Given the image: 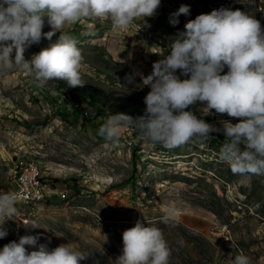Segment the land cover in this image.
<instances>
[{"label": "rangeland", "instance_id": "rangeland-1", "mask_svg": "<svg viewBox=\"0 0 264 264\" xmlns=\"http://www.w3.org/2000/svg\"><path fill=\"white\" fill-rule=\"evenodd\" d=\"M182 3L204 12L239 8L264 27V0H161L153 16L136 18L126 29L93 16L62 26L82 50L83 85L56 79L39 85L18 66L0 70V191L14 190L15 162L39 164L48 197L30 219L39 225H24L25 234H39L38 243L79 246L91 253L81 264H118L122 231L139 219L162 229L168 264H231L239 252L250 264H264V175L230 171L218 158L223 132L172 148L148 144L132 127H123L115 143L97 133L111 112L144 114L150 88L140 75L130 83L125 74L151 71L169 38L183 30L180 15L169 23ZM50 27L45 17L42 32ZM49 42L42 35L24 50L25 58ZM203 103L188 107L200 115ZM203 118L218 127L239 119L215 110ZM167 206L178 217L162 223ZM9 240L7 232L0 244Z\"/></svg>", "mask_w": 264, "mask_h": 264}, {"label": "clouds", "instance_id": "clouds-1", "mask_svg": "<svg viewBox=\"0 0 264 264\" xmlns=\"http://www.w3.org/2000/svg\"><path fill=\"white\" fill-rule=\"evenodd\" d=\"M161 0H0V70L18 66L39 85L49 80L66 81L67 86L83 85L80 71L82 50L65 24L82 17H107L126 29L136 18L153 16ZM190 5L180 4L169 13V23L187 16ZM51 26L42 32L45 22ZM59 30L58 37L50 38ZM49 38L46 47L25 58L24 50ZM151 71L126 73L135 83L150 90L144 96V114L136 118L111 112L97 129L98 135L113 143L123 127L138 131L148 144L172 148L190 139L207 142L213 132H223L218 158L233 174L264 175V27L254 15L239 8L220 6L186 20L183 30L170 37ZM225 67L227 68L224 71ZM179 70V73L177 72ZM204 102L197 115L188 107ZM215 110L239 119L221 120L220 127L203 116ZM17 196L0 191V238L7 235V219L20 215ZM174 206L163 209L162 223L176 220ZM25 224V223H24ZM26 225L38 226L34 221ZM39 234H24L0 246V264H81L91 254L70 242L49 247L38 243ZM26 245L29 246L26 248ZM34 246V247H32ZM170 248L162 229L138 219L122 231V251L118 264H168ZM231 264H250L239 252ZM99 264V262H95Z\"/></svg>", "mask_w": 264, "mask_h": 264}, {"label": "built area", "instance_id": "built-area-1", "mask_svg": "<svg viewBox=\"0 0 264 264\" xmlns=\"http://www.w3.org/2000/svg\"><path fill=\"white\" fill-rule=\"evenodd\" d=\"M39 164H21L15 162L14 172H16V181H14L15 188L12 191L18 199V209L20 216H22V223H12L10 219L5 221V227L10 234V240L18 239L20 235H24V223L28 222L35 214V207L41 202H45L46 198H39L38 195H30L26 191V181H33L34 186L37 187L38 183H45L44 177L40 180H33V171ZM46 185V183H45ZM5 244V243H4ZM3 246V244H0Z\"/></svg>", "mask_w": 264, "mask_h": 264}, {"label": "bare ground", "instance_id": "bare-ground-1", "mask_svg": "<svg viewBox=\"0 0 264 264\" xmlns=\"http://www.w3.org/2000/svg\"><path fill=\"white\" fill-rule=\"evenodd\" d=\"M20 163L21 164H30V163L38 164L35 160H29V161L20 162ZM13 175L16 178V172H14V168H13ZM41 177H42L41 176V169H40V166L37 165L35 170L33 171V180H40ZM45 187H46V185L44 183H38V185L36 187V186H34L33 181H26L27 193L30 195H38L39 198H46ZM12 223H22V216L18 215V216L13 217Z\"/></svg>", "mask_w": 264, "mask_h": 264}, {"label": "trees", "instance_id": "trees-1", "mask_svg": "<svg viewBox=\"0 0 264 264\" xmlns=\"http://www.w3.org/2000/svg\"><path fill=\"white\" fill-rule=\"evenodd\" d=\"M195 1H198V0H195ZM201 12H204V9H202L201 6L196 5V6H194V7H190V9H189V14H188L187 16H185L184 14H180V17H181L182 22H183L182 26H184V23L186 22V20L194 18L195 15H197V14H199V13H201ZM226 70H227V68L225 67V71H226ZM59 111H60L62 114H64V115H65L66 113H68L66 110H63V109H60ZM66 115H69V114H66ZM65 117H66V116H65Z\"/></svg>", "mask_w": 264, "mask_h": 264}]
</instances>
